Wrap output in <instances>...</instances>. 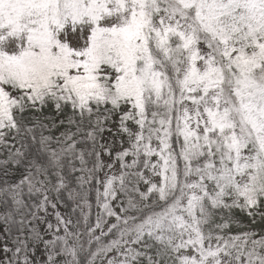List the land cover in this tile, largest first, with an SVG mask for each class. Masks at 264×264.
Instances as JSON below:
<instances>
[{
  "label": "snow or ice",
  "instance_id": "snow-or-ice-1",
  "mask_svg": "<svg viewBox=\"0 0 264 264\" xmlns=\"http://www.w3.org/2000/svg\"><path fill=\"white\" fill-rule=\"evenodd\" d=\"M0 264H264V0H0Z\"/></svg>",
  "mask_w": 264,
  "mask_h": 264
}]
</instances>
